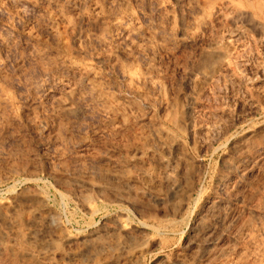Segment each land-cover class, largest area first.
Wrapping results in <instances>:
<instances>
[{"label":"rangeland","instance_id":"374dc122","mask_svg":"<svg viewBox=\"0 0 264 264\" xmlns=\"http://www.w3.org/2000/svg\"><path fill=\"white\" fill-rule=\"evenodd\" d=\"M178 263L264 264V0H0V264Z\"/></svg>","mask_w":264,"mask_h":264},{"label":"bare ground","instance_id":"6f19581e","mask_svg":"<svg viewBox=\"0 0 264 264\" xmlns=\"http://www.w3.org/2000/svg\"><path fill=\"white\" fill-rule=\"evenodd\" d=\"M226 2H228V1H226ZM225 5V4H224ZM227 5H232V2L231 3H227ZM258 7V6H257ZM231 9V8H230ZM231 11V10H230ZM233 14H234V16L235 15H237V16H239V13L241 12V10H240V8L238 7L237 8V6L236 7H234L233 5H232V11H231ZM242 14V13H241ZM243 15V14H242ZM227 17V15H224V17ZM233 16V17H234ZM223 17V18H224ZM226 17L224 18L225 20H226ZM231 20H232V18H230ZM234 19V18H233ZM227 20H228V18H227ZM260 26V25H259ZM258 26V27H259ZM241 33V32H240ZM211 56H209V55H206L205 56V58H204V62H207V61H209L211 58H210ZM100 60V59H99ZM106 97V96H105ZM178 159V158H177ZM149 180V179H148ZM168 185V184H167ZM236 187H239V186H236ZM148 192V191H147ZM150 193V192H149ZM172 194V193H171ZM173 195V194H172ZM158 197V196H157ZM175 197V196H174ZM158 199H159V197H158ZM160 200V199H159ZM218 200V199H217ZM213 201H215V200H213ZM211 202V208L212 209H214L216 206H217V202ZM219 202H220V200H219ZM222 204V203H221ZM220 205V204H219ZM210 210V209H209ZM216 210V209H215ZM216 212H217V210H216ZM215 212V213H216ZM213 213V212H212ZM220 221V220H219ZM217 228H215V230H216ZM199 232V231H198ZM216 232V231H215ZM215 232H214V234H215ZM200 234V233H199ZM217 234V233H216ZM215 234V235H216ZM215 235H213V230H212V227L211 226H205V227H203V231H202V233H201V240H200V244H201V250L203 251L205 248H207L209 245H211L212 243H213V241L215 240ZM217 236H219L218 234H217ZM198 237V236H197ZM197 237H196V239H197ZM89 240V239H88ZM195 240V239H194ZM198 240H199V238H198ZM198 240H196V241H198ZM195 245H197V244H195ZM127 246V245H126ZM191 248V247H190ZM144 249V248H143ZM190 250V249H189ZM139 251V250H138ZM195 251V250H194ZM141 253V252H140ZM189 253V252H188ZM191 254L193 253V252H190ZM195 253V252H194ZM136 255V254H135ZM134 254H133V256H135ZM186 255H188V254H186ZM190 255V254H189ZM194 255V254H193ZM198 257V256H197ZM179 264V263H178Z\"/></svg>","mask_w":264,"mask_h":264}]
</instances>
